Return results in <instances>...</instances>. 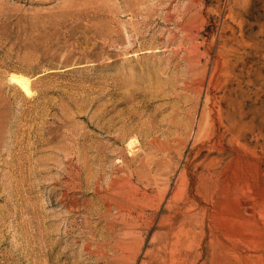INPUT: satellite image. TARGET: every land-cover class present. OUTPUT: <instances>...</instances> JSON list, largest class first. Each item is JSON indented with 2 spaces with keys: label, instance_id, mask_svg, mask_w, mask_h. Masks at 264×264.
<instances>
[{
  "label": "rangeland",
  "instance_id": "374dc122",
  "mask_svg": "<svg viewBox=\"0 0 264 264\" xmlns=\"http://www.w3.org/2000/svg\"><path fill=\"white\" fill-rule=\"evenodd\" d=\"M0 264H264V0H0Z\"/></svg>",
  "mask_w": 264,
  "mask_h": 264
},
{
  "label": "bare ground",
  "instance_id": "6f19581e",
  "mask_svg": "<svg viewBox=\"0 0 264 264\" xmlns=\"http://www.w3.org/2000/svg\"><path fill=\"white\" fill-rule=\"evenodd\" d=\"M11 79L22 88L26 93H31L30 79L24 75L12 74ZM232 91V90H231ZM234 99V98H233ZM236 126V125H235ZM231 129V128H230Z\"/></svg>",
  "mask_w": 264,
  "mask_h": 264
}]
</instances>
